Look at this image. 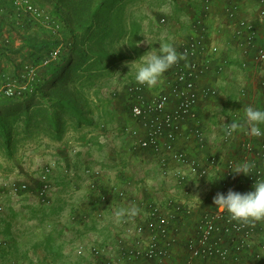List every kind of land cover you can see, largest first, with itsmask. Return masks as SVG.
Returning <instances> with one entry per match:
<instances>
[{
	"label": "rangeland",
	"instance_id": "1",
	"mask_svg": "<svg viewBox=\"0 0 264 264\" xmlns=\"http://www.w3.org/2000/svg\"><path fill=\"white\" fill-rule=\"evenodd\" d=\"M30 1L47 15L60 7L64 21L58 19L57 28L47 18L26 13L20 0H0V87L12 82L16 91L33 94L36 74L41 77L63 64L72 50L76 60L58 73V86L36 90L24 101L15 93L0 103V264H88L77 254V246L111 243L107 237H119L127 212L114 219L117 212L135 208L138 214L145 199H164L168 194L193 201L210 194L211 186L195 181L184 194L173 178L162 175L152 157L128 151L124 131L132 122L125 83L134 79L138 58L157 51L158 41L168 42L165 28L186 32L189 18L185 0H118L98 11L101 0ZM165 13L172 17L168 27L159 23ZM26 40L59 42L54 49L60 52L36 63ZM240 66L237 57L227 68L232 84H239ZM223 81L217 82L226 90L229 83ZM233 101L215 104V112L207 117L214 136L221 131V116L235 106ZM72 106L80 108L84 118L77 117ZM53 120L57 125H51ZM53 160L58 163L53 175L56 188L45 203L35 190L42 170ZM87 165L106 170L104 190L114 184L126 188L128 196L110 198L105 206L95 204V192L83 175ZM23 181L31 191L12 193L13 184ZM97 207L104 210L101 218Z\"/></svg>",
	"mask_w": 264,
	"mask_h": 264
},
{
	"label": "built area",
	"instance_id": "2",
	"mask_svg": "<svg viewBox=\"0 0 264 264\" xmlns=\"http://www.w3.org/2000/svg\"><path fill=\"white\" fill-rule=\"evenodd\" d=\"M20 2L32 15L46 17L30 0ZM185 6L186 32L164 29L168 42L185 53V59L169 68L155 88L139 85L134 79L125 83L132 122L124 131L128 151L140 158L152 157L162 175L173 178L181 190L195 181L211 186L210 194L194 201L178 200L172 194L145 199L138 214L126 213L121 222L123 233L113 243L77 246V254L87 258L88 264H264V220H232L227 212L218 213L213 202L217 192H248L256 179H264V136L253 137L243 130L229 135L226 131L232 120L243 121L246 106L264 108V0H185ZM170 15L161 17L163 27H168ZM225 44L240 53L243 73L238 85L226 74L233 59L223 55L221 46ZM58 52L60 49L52 56ZM246 72L252 74L248 83ZM225 77L226 90L217 82ZM19 91L8 82L0 87V99ZM225 101H233L235 106L221 116V131L215 135L220 148L215 149L210 133L214 125L208 124L207 117L215 112V104ZM244 162L254 165L250 175L230 170ZM57 166V161H51L39 176L41 185L35 191L45 203L56 188L53 175ZM106 174L101 166L87 165L83 171L95 192L94 203L101 206L110 198L128 196L126 188L118 185L104 190ZM223 174V179L209 180ZM30 191L25 181L14 183L11 189L14 194ZM188 193L186 189L184 194ZM97 211L101 218L103 208L97 207ZM82 216L89 220L86 212Z\"/></svg>",
	"mask_w": 264,
	"mask_h": 264
},
{
	"label": "clouds",
	"instance_id": "3",
	"mask_svg": "<svg viewBox=\"0 0 264 264\" xmlns=\"http://www.w3.org/2000/svg\"><path fill=\"white\" fill-rule=\"evenodd\" d=\"M157 51H147L133 67V77L137 84L146 85L148 88H155L161 81L162 75L179 60L185 59V53H179L176 46L171 42L158 41ZM137 60V59H136ZM135 60V61H136ZM129 72V71H128ZM264 108L248 105L244 109L243 121L232 120L228 123L226 131L231 135L234 131L243 130L246 134L253 137L264 136ZM254 165L250 162L234 164L230 170L236 173L250 175ZM224 175H218L211 181L223 179ZM215 210L218 213L227 212L232 220L244 223L264 220V179H256L252 190L248 192H239L229 189L227 193L217 192L213 197ZM135 215L137 209L121 210L116 215L122 216L125 213Z\"/></svg>",
	"mask_w": 264,
	"mask_h": 264
},
{
	"label": "trees",
	"instance_id": "4",
	"mask_svg": "<svg viewBox=\"0 0 264 264\" xmlns=\"http://www.w3.org/2000/svg\"><path fill=\"white\" fill-rule=\"evenodd\" d=\"M102 2L98 5V9H101L102 7H104L105 9H109L111 7V2H117L118 3V0H101ZM43 9L42 6H39ZM71 7V5H70ZM44 10V9H43ZM26 11V10H25ZM60 11V7L57 9V11H55L53 13V15H50V14H46V17H36L34 15H32L31 13L27 12L29 15L33 16L34 18H37V19H40V18H43V19H49V22L50 23H53L57 28H60L61 27V23L59 20H62V14L59 12ZM59 19V20H58ZM59 21V22H58ZM81 27H85V24L81 25ZM107 31H109V29L111 30V27L108 26L107 28ZM59 42H50V41H40V42H35V43H31L29 42V40H26V46H30L31 49H32V52L30 53V58L32 59V61L34 62H38L40 60H42L45 56H48V58L51 57L52 53L56 50L54 49L56 47V45L58 44ZM55 44V45H54ZM54 45V46H53ZM70 55L67 56V58H65L63 64H60V65H55L52 69L48 70L47 72H45L43 74V76H37L36 74V77L34 78V81L32 82V85L34 86V89H33V94L35 93L36 90H44L46 89V87H55L59 82L57 80V75L58 73L65 68V66L68 65V63H70V61L72 62L71 64L74 63V61L76 60V57H74V50L70 51ZM83 55V54H82ZM80 55L78 57L79 60H81L83 58V56ZM130 80H133V79H130ZM58 86V85H57ZM27 86H25V89L27 90ZM20 91L18 93H16L15 95H17V98H20L21 101H24L25 99H28L29 97H32L33 94H27L28 92L24 93L21 89H19ZM45 91V90H44ZM127 97V103H128V106H129V112H130V99L128 98V95L126 96ZM10 97H3L0 99V103L3 102L5 99H9ZM72 109H73V113L79 117L80 119L84 118V112L78 108L77 106H72ZM130 118H131V115H130ZM132 120V118H131ZM58 122H56L55 120L52 121L51 125H57ZM58 130V129H57ZM38 184V187H40V183H37Z\"/></svg>",
	"mask_w": 264,
	"mask_h": 264
},
{
	"label": "crops",
	"instance_id": "5",
	"mask_svg": "<svg viewBox=\"0 0 264 264\" xmlns=\"http://www.w3.org/2000/svg\"><path fill=\"white\" fill-rule=\"evenodd\" d=\"M221 49H222V53H223V55H226V56H229L230 58H232V59H234V58H237V57H239L240 56V53H239V51H237V49L234 47V46H228L227 44H225V45H222L221 46ZM230 73H233V71H231ZM251 73L250 72H246V83H248L249 81H251V79H248V78H251ZM227 76L228 77H230L231 78V76L229 75V74H227ZM226 78V77H225ZM221 82H222V80H220ZM228 79L226 78V79H224V81H223V84H225V85H227L228 83ZM254 107H258V105H256V104H254L253 105ZM211 130H213V127L211 128ZM215 130H218L217 128H215ZM210 133H211V131H210ZM212 135V137L214 136L213 134H211ZM216 135V134H215ZM215 137V138H214ZM213 138L215 139H213L212 140V144H213V147L215 148V149H219L220 148V143H219V140H218V138H216V136H214ZM219 146V147H218ZM213 148V149H214ZM135 192V191H134ZM118 219V216H115L114 217V219ZM108 223H111V221L110 220H108ZM112 224H115L114 223V221H113V223ZM110 227H112V226H109V228ZM114 228H117V227H114ZM112 235V234H111ZM107 239H110V240H113V242L116 240V237H115V234L113 235V236H110V237H107ZM109 241V240H108ZM113 242H111V243H113ZM106 243V242H105Z\"/></svg>",
	"mask_w": 264,
	"mask_h": 264
}]
</instances>
